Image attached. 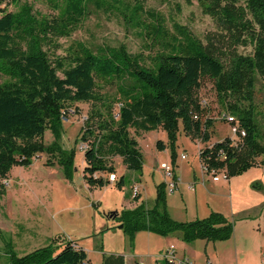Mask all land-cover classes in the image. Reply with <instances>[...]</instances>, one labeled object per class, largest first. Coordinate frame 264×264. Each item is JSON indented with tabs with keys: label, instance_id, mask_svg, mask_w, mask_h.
<instances>
[{
	"label": "trees",
	"instance_id": "obj_1",
	"mask_svg": "<svg viewBox=\"0 0 264 264\" xmlns=\"http://www.w3.org/2000/svg\"><path fill=\"white\" fill-rule=\"evenodd\" d=\"M18 1L0 0V6ZM85 1L67 0L59 15L41 20L28 6L18 12L2 9L0 72L12 80L0 84V179L7 178L16 165L30 166L34 157L42 152L56 157L69 176L73 168V150L60 146L61 116L76 102L100 104V108L92 110L78 139L85 145L83 178L90 187L105 188L111 184L109 175L115 174V168L108 162L113 156H120L127 169L143 170L144 158L138 142L129 134L131 127L148 132L162 126L168 131L174 147L181 124L187 136L208 143L214 122L207 117V104L196 96L206 77L214 81L219 95L240 96L249 103L233 106L230 113L245 131L242 149L226 138L205 146L200 152L201 161L210 171H226L229 178L242 175L257 164L256 159L264 155V145L259 140L252 100L255 73L264 77V0H212L209 5H203L206 14L233 32L234 44L255 45L253 55L235 52L229 70H225L221 59L187 29L179 28L178 33H170L154 15L157 20L154 24L137 20L145 31L152 33L153 41L162 44L151 58L111 47L103 48L98 55L79 43L69 56L52 59L44 50L49 34L69 35L85 13ZM139 10L142 6L134 9V15ZM147 59H150L149 64ZM114 79L121 82L117 115L113 102L96 90L98 80L110 82ZM47 129H51L56 138L51 145L40 140ZM157 147L166 149L162 141H158ZM47 164L53 165V162ZM125 182L126 178L122 176L116 184L122 187ZM139 199L138 194L136 200ZM109 216L118 217V214ZM119 217L127 233L141 230L160 236L179 233L187 243L198 239L227 240L234 231L233 223L218 212L190 222L175 220L167 210L165 182L157 186L152 207L140 203ZM75 245V242L67 241L60 250L47 246L21 258L11 253L9 264H82L85 260L90 261L87 252ZM102 264H126V259L123 254H104Z\"/></svg>",
	"mask_w": 264,
	"mask_h": 264
},
{
	"label": "rangeland",
	"instance_id": "obj_2",
	"mask_svg": "<svg viewBox=\"0 0 264 264\" xmlns=\"http://www.w3.org/2000/svg\"><path fill=\"white\" fill-rule=\"evenodd\" d=\"M67 0H19L0 6L6 12H18L28 6L37 19L53 18L61 13ZM98 1V2H97ZM212 0H86L85 13L67 36H53L44 45L50 57L69 56L79 43L100 55L105 47L124 48L128 54H141L146 58L155 56L162 44L153 41L152 33L137 23L154 24L156 16L166 31L178 33L187 29L205 47L215 53L225 65L231 67L233 54L253 55L255 45L234 44L233 32L218 24L204 12L203 5ZM142 6L134 15V9ZM154 15V16H153ZM139 16V17H138ZM149 64L150 59H147ZM62 76V73H59ZM12 80L0 72V84ZM97 93L114 104V112L120 108V80L110 82L98 80ZM127 84H130L128 82ZM200 102L209 108L207 117L214 122L211 140L203 143L187 136L181 124L176 132L174 147L168 131L160 126L143 131L129 128V134L139 145L144 158L141 172L127 169L120 156H113L108 164L115 168L116 180L105 188L90 187L83 178L84 143L78 140L87 119L94 108L89 102H76L62 113L63 149L73 150V168L66 175L56 157L38 153L30 166H14L7 178L0 179V264H9L11 253L21 258L39 248L54 246L60 250L67 241L83 247L91 264H102L104 254L154 251L158 264H165L163 247L175 244L179 254L187 253L193 264H263L264 262V155L256 159L257 164L233 181L213 182L212 175L201 171L200 152L229 138L233 144L243 147V138L236 136L231 125L224 119L232 113V107H242L249 102L240 96L219 95L214 81L204 78L196 93ZM255 121L259 128L260 142L264 145V77L255 73L253 88ZM40 140L51 145L56 138L47 129ZM158 141L164 142L165 150H159ZM175 152V154H173ZM186 155L182 159V155ZM174 155L175 162H174ZM51 161L53 165L47 163ZM166 161L174 167L180 177L179 188L170 192L161 169ZM203 172V174H202ZM125 176L122 187L116 184ZM140 176L145 183L143 195L147 204L157 197V186L167 184V210L177 221L190 222L218 212L234 225L233 235L227 240L207 241L198 239L187 247L175 235L148 239V231L127 233L119 216L136 204L132 191ZM141 186V185H140ZM141 191V187H140ZM141 197V192L139 193ZM111 213L118 217H110ZM178 234V233H177ZM156 236V235H155ZM174 236V237H173ZM177 236V235H176ZM184 242V241H183ZM184 244V243H183ZM163 251V252H161ZM142 261L149 262L143 256ZM128 264H133L128 261Z\"/></svg>",
	"mask_w": 264,
	"mask_h": 264
},
{
	"label": "built area",
	"instance_id": "obj_3",
	"mask_svg": "<svg viewBox=\"0 0 264 264\" xmlns=\"http://www.w3.org/2000/svg\"><path fill=\"white\" fill-rule=\"evenodd\" d=\"M223 116H224V119L231 125V130L236 136H239V137L245 136V131L241 129L239 122L235 116H233L230 113H225ZM181 157H182V159H185L186 155L183 154ZM201 167H202L203 172L210 173L212 175L213 181L217 182L220 180H228L229 179L226 171H215V170L210 171L208 169V167L203 164L202 161H201ZM161 169L164 171L165 177L167 179H170V182L168 183L169 191L174 192L175 190H177L178 184L180 182V178L175 179L174 167L172 166V164L165 162V163H161ZM110 179H111V181H115L116 180V174H111ZM140 187L141 186L139 183H135L133 185L132 191L134 193V196H137L141 192ZM75 246H77V245H75ZM163 259L168 260L169 262H172L175 264H182L183 262L188 261V260H179L176 257V250H175V247L173 245H171L164 252ZM82 264H91V262L85 260ZM263 264H264V262H263Z\"/></svg>",
	"mask_w": 264,
	"mask_h": 264
},
{
	"label": "crops",
	"instance_id": "obj_4",
	"mask_svg": "<svg viewBox=\"0 0 264 264\" xmlns=\"http://www.w3.org/2000/svg\"><path fill=\"white\" fill-rule=\"evenodd\" d=\"M166 161H163L162 163H165ZM201 162V161H200ZM201 171H203L202 170V167H201ZM202 174H203V172H202ZM208 174V173H207ZM211 175V174H210ZM178 178H180V177H178ZM233 181L232 183H233V185H234V183H235V180H236V177H231V178H229L228 180H220V181H217V182H221V181H227V182H229V181ZM212 181H213V179H212ZM213 182H216V181H213ZM140 185H141V197H140V199H139V201H138V203H136V204H131L130 206V209H133V208H135L136 206H138L140 203H144L147 207H152L153 205H154V203H155V199H154V202H153V204H147V203H145L146 202V197L143 195V190H145V183L143 182V179L141 178V176H140V180H139V182H138ZM178 188H179V184H178ZM177 188V189H178ZM212 213V212H211ZM210 213V214H211ZM209 214V215H210ZM156 235V236H155ZM172 235H175V238L176 239H180L181 238V235L178 233H175V234H172ZM177 235V236H176ZM158 236H160V235H157V234H154V233H152V232H148V239L151 241V239L152 238H154V237H158ZM163 237V236H162ZM174 237V236H173ZM182 240V239H181ZM184 243V244H183ZM186 243L187 242H183L182 241V245L184 246V247H187L186 246ZM187 244H191V243H187ZM78 245V244H77ZM171 245H173L174 247H175V244L174 243H172ZM171 245H168V246H166V247H163V251H166ZM78 247H80L79 245H78ZM80 248H83V247H80ZM175 250H176V247H175ZM86 251V250H85ZM163 251H161V252H163ZM124 256H125V259H126V264H128V261H132V263L133 264H158V261H157V259L154 257L155 256V253H154V251H151V250H148L147 252H140V251H138V249H133V251L131 252V253H124L123 254ZM143 256H145V257H147V259H149V262H144V261H142V257ZM176 257L179 259V260H188V261H190V259L188 258V254L185 252V253H183V254H179V252L176 250ZM88 258L90 259V257H89V255H88ZM90 262H91V260H90ZM190 263L191 264H193L191 261H190ZM208 264H212V263H208Z\"/></svg>",
	"mask_w": 264,
	"mask_h": 264
}]
</instances>
